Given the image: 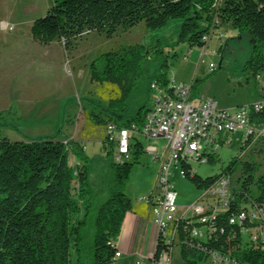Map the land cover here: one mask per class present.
Here are the masks:
<instances>
[{
	"label": "trees",
	"instance_id": "1",
	"mask_svg": "<svg viewBox=\"0 0 264 264\" xmlns=\"http://www.w3.org/2000/svg\"><path fill=\"white\" fill-rule=\"evenodd\" d=\"M174 18L183 19L177 41L191 46L205 47L203 37L212 25L215 33L224 25L240 31L250 29L255 44L245 70L254 77L264 71V0H52L47 13L34 20L32 34L42 43L59 41L70 50L84 32L110 37L120 28L130 29L141 22L147 29H158ZM148 53L144 45H126L92 62L91 81L111 89L106 94L97 93L107 103L98 97L80 98L85 103L82 111L87 129L111 123L118 128L143 125L152 100L151 82L169 79L167 61L153 77L143 74ZM193 82L196 91L197 80ZM260 101L263 106L253 110L251 118L264 123V98ZM247 144L242 143V149ZM113 149L106 135L102 158L107 175L97 174L95 182L92 160L80 142L69 141L68 145L52 136L11 140L0 132V264H70L72 250L78 264L116 262V240L125 214L133 211L147 216L149 206L136 207L126 192L132 168L143 151L134 150L133 161L117 163ZM69 150L76 167L70 163ZM209 162L215 163V157ZM237 166L241 167V186L223 213L228 220L249 204L264 206V173L257 174L260 164L233 158L223 173L206 178L187 162L182 163V170L185 177L187 170V178L202 190ZM223 226L224 232L218 231L209 240L213 248L230 250L250 264H264V250L242 245L237 225L225 220ZM232 232L237 235L229 241ZM184 254L189 263L199 264L194 259L201 256L190 251Z\"/></svg>",
	"mask_w": 264,
	"mask_h": 264
},
{
	"label": "rangeland",
	"instance_id": "2",
	"mask_svg": "<svg viewBox=\"0 0 264 264\" xmlns=\"http://www.w3.org/2000/svg\"><path fill=\"white\" fill-rule=\"evenodd\" d=\"M51 5L52 0H0V104L10 105L12 103L14 107L0 112V132L11 140L33 141L54 135V138L64 137L62 140L68 145L69 141L83 142L85 153L92 160L91 167L94 170L92 178L95 182H97V174L100 177L107 175V168L102 158L104 154L102 143L108 129L107 126L95 130L85 127L82 111L85 103L80 101V98L98 97L107 103V100L103 99L102 95L97 96V93H109L111 88L91 81V64L103 53L126 45H144L149 53L145 57L147 69L143 74L148 79L159 73L161 65L167 61L170 78L174 77L185 83H191L196 79L198 89L196 93L214 98L223 108L254 104L264 98V71L254 77L245 70L255 44L250 29L240 31L231 25L224 26L223 29H218L216 34H212L207 47H200L177 41L183 23L181 18L171 19L165 26L158 29H147L144 22H141L130 29L120 28L110 37L92 31L84 32L75 40L69 60L66 62V67L71 71H67L68 69L66 70L64 65H61L67 83L74 80L73 86L69 84L67 91H73L75 94L73 99L66 100V104L75 102V109L66 115L61 132L58 129L57 132L53 131L55 130L53 124L36 117L38 109L37 112L27 110L28 114L22 115L20 111L22 104L19 102L23 95H28L29 98H39L40 92H35L34 89L44 81L47 86H52L50 79L52 65L50 61L46 62V58L45 61L38 63L36 61V64H39L36 67L40 69L36 68L33 71L35 67H30L31 70L28 72L23 70H27V53L33 48L43 53L45 45L49 44L42 43L34 37L32 24L36 18L44 16ZM219 33L223 36L221 37ZM220 44L222 49L219 51ZM210 63L218 67L212 74H208ZM32 74L36 76V79L33 80L30 77L28 80ZM59 91L60 93L56 94L57 97L62 94V91ZM51 93L52 91L49 92L50 102L47 105L45 102V108L53 101H59ZM65 109L68 112L71 107L66 106ZM137 137L145 147L149 144L146 138L140 135ZM230 138L232 142L220 146L215 155V163L192 161L198 175L203 178L219 175L227 169L233 158L254 161L260 164L257 174L264 173V141L260 140L242 149L240 134L231 135ZM164 144H166L164 139L158 140L161 148ZM69 151L70 163L76 167L74 154L72 150ZM134 158L135 156L132 155L130 161ZM157 170L158 163L153 161L152 155L143 152L139 162L135 163L132 168L130 181L126 188L133 202L150 193ZM172 172V182L178 192L180 203L183 206L191 205L201 196L202 191L197 189L188 178H182L181 166L177 170L173 169ZM241 174L240 166L229 174L234 190L240 189L241 183L238 179ZM178 257L179 255L176 254L177 264H181L182 261ZM70 264H78L74 250L71 251ZM114 264H136V258L123 255L118 257Z\"/></svg>",
	"mask_w": 264,
	"mask_h": 264
},
{
	"label": "built area",
	"instance_id": "3",
	"mask_svg": "<svg viewBox=\"0 0 264 264\" xmlns=\"http://www.w3.org/2000/svg\"><path fill=\"white\" fill-rule=\"evenodd\" d=\"M212 34H216L215 25L203 37L207 44ZM217 68L210 63L208 74ZM150 87L151 105L142 126L132 124L118 128L112 123L107 126L108 140L114 145L115 162L130 160L134 150L140 149L150 153L153 161L158 163L153 188L148 195L138 198L139 202L149 206L151 220L157 227L156 246L152 253L140 255L136 264H177L176 254L181 264H193L187 261L185 251L201 256L194 259L199 264H250L230 250L213 248L209 240L218 231L224 232L223 221L226 220L228 224L238 226L242 245L264 250V206L249 204L248 208H240L225 219L222 206H225L226 197H235L238 191L232 188L229 174H223L213 185L202 189L194 203L183 206L172 182V171L177 170L174 158H181L190 165L193 160L209 162L220 146L232 142L230 136L237 133L241 135L242 143H248L246 148L264 141V123L251 118L253 110L263 106L262 101L223 108L214 98L198 95L193 81L185 83L174 77H169L166 82L155 79ZM138 135L149 141L146 147ZM160 139L166 141L162 148L158 145ZM187 175L186 170V177L182 178ZM236 235L232 232L228 240H233ZM120 256L118 250L116 257ZM188 258L192 259V256L188 255Z\"/></svg>",
	"mask_w": 264,
	"mask_h": 264
},
{
	"label": "crops",
	"instance_id": "4",
	"mask_svg": "<svg viewBox=\"0 0 264 264\" xmlns=\"http://www.w3.org/2000/svg\"><path fill=\"white\" fill-rule=\"evenodd\" d=\"M224 26H228V25H224ZM224 26H222L221 29H223ZM219 47H221V44ZM71 49L66 50L64 44L59 41H53L50 42L49 44H46L44 47L45 51L43 53L41 51H35L33 48L27 53V57H26L27 70L23 69L24 71L28 72L29 70H31L29 69L30 67H35L33 69L34 71L36 68L40 69V67H36L37 65L39 66V64H36V61L37 63L43 60L45 61V58H46V62L50 61L49 63L52 65V72H51L52 77L50 78L52 80V86H47L44 81L41 85H39V87L37 86L34 89L35 92H40L38 95L39 98L38 97L29 98L28 95H23L20 98L19 102H21L22 104V110H20L22 115L24 114L27 115L28 112H32V111L37 112L38 109L39 112L37 113L36 117L38 119H41L43 121L45 120L53 124V128L55 127V130L53 131L56 132L57 129L60 130L61 132L62 128L64 127L66 115L73 112L75 109V102L66 104V100L68 98L73 99V96L75 94L73 93V91L71 92L67 91L68 85L70 84L73 86L74 80L73 79L70 80V83L68 84L65 77V73L61 69V65H64L66 70L68 69L66 67V62L67 60H69L70 57L69 54ZM68 62L70 63V61ZM45 67H46V63H45ZM67 71H71V70L68 69ZM30 77H32L31 79L33 80L36 79V76L34 74H32V76H29L28 80ZM45 80H47V77H45ZM59 90L62 91V94L61 96L58 95L57 97L56 94L60 93ZM50 91H52L51 95H53V97L55 96V98L58 99L59 101L58 102L53 101L49 106L45 108V102L46 105L50 102L49 101ZM66 106L71 107V109L68 112H66L65 109ZM12 107H13L12 103L10 105L0 104V112L9 110ZM50 136L54 137V135H48V137ZM55 139L62 140L60 139V137L58 138L55 137ZM81 144L84 146L83 142H81ZM133 203L136 207L142 204L141 202H139V200H136ZM156 241H157V227L151 220L150 211L148 212L147 216H143L138 212H133V211H129L125 214L121 226V232L116 240V246L118 250L121 252L120 257H122L123 255H128L131 256L132 258L135 257L137 261L140 255L146 256L154 251L156 246Z\"/></svg>",
	"mask_w": 264,
	"mask_h": 264
},
{
	"label": "bare ground",
	"instance_id": "5",
	"mask_svg": "<svg viewBox=\"0 0 264 264\" xmlns=\"http://www.w3.org/2000/svg\"><path fill=\"white\" fill-rule=\"evenodd\" d=\"M180 162L183 163L184 160L181 159V158H174V166L176 168H179V166L182 167V164L180 165ZM182 174L185 177V172L183 170H182ZM233 199H235V197H226L225 206H222V214L229 208V206H230V204H231V202H232Z\"/></svg>",
	"mask_w": 264,
	"mask_h": 264
}]
</instances>
